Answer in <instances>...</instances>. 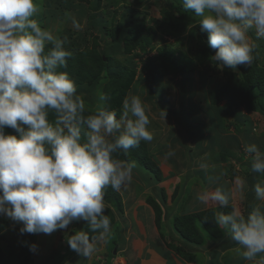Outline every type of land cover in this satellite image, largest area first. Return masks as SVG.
I'll use <instances>...</instances> for the list:
<instances>
[{
    "label": "clouds",
    "instance_id": "1",
    "mask_svg": "<svg viewBox=\"0 0 264 264\" xmlns=\"http://www.w3.org/2000/svg\"><path fill=\"white\" fill-rule=\"evenodd\" d=\"M182 5L208 33L218 67L251 66L256 40L264 39V0H182ZM37 13L36 0H0V216L22 224V235H50L85 221L87 230L66 235V241L91 259L112 235L105 191H126L137 167L120 154L151 142L154 133L138 95L125 96L116 110L101 91L89 109L76 81L62 70L73 57L66 47L70 41L42 27L33 18ZM66 15L78 30L76 18ZM9 128L14 134L6 132ZM243 151L250 162L246 171L264 174V150L248 143ZM200 168L207 171L210 165L202 162ZM223 175L209 176L217 186L196 199L231 208L218 211L212 221L244 260L264 264V181L252 185L257 203L245 214L233 206V191L220 183ZM236 183L243 194L246 181L237 178ZM36 248L29 246L33 252Z\"/></svg>",
    "mask_w": 264,
    "mask_h": 264
},
{
    "label": "rangeland",
    "instance_id": "2",
    "mask_svg": "<svg viewBox=\"0 0 264 264\" xmlns=\"http://www.w3.org/2000/svg\"><path fill=\"white\" fill-rule=\"evenodd\" d=\"M56 1L36 0L38 13L33 18L38 20L42 27L50 29L55 34L61 37L67 36L70 43L66 46L70 45L78 50L83 48L84 40L87 41L85 44L90 47L93 43H96L99 45L98 48L101 49L104 45L102 26L104 25L107 29L114 27V25L123 22L126 13H128L126 15L128 18L133 19V22H130L129 25L134 32L140 27V24L143 25V38L152 30L150 45L145 48L146 50L142 54L143 57H134L132 53L118 56L121 60L123 59L121 64L127 68V72L118 81L116 90L119 92L118 95L120 94L118 96L120 98V108L123 99L129 94L140 96L147 106L151 120L149 128L154 133V139L150 143H143H146L145 148L148 155L157 156L167 166L169 172L162 174L163 178L169 175L173 179L180 175V171H187V165L189 164L188 147H191L198 154L206 156V159L210 158L209 163L217 159L218 165L224 169L226 178L230 176L233 180H237V178L245 180L244 170L247 165H250V162L247 154L243 151L244 145L254 143L261 150H264L263 112L248 109L244 105H231L228 99L221 95H218L215 104L211 103L209 91L224 83L223 77L227 72L239 75L240 71L237 69H221L211 59L214 54L201 62L196 58L190 36L194 24H198V17L191 12L184 11L183 8H181V12L176 11L175 4H177V1L173 0H141V2L136 0H101L100 6L95 10L89 9V0H62L61 3ZM127 7L132 10L127 12ZM91 12H94V17L90 19L89 14ZM68 13L75 17L80 24L78 30L72 27L71 20L66 15ZM165 13L171 14V23H174V19L178 20L181 17L179 22L180 31L177 32V29L174 28V34L160 33L157 27ZM201 31L198 30L199 35H201ZM100 33L101 37L99 36ZM193 33L198 35L197 32ZM251 35L253 37L255 33L253 32ZM256 41L258 47L254 61L264 67V39ZM79 43L82 44L79 45ZM169 47L178 52L177 55L180 57L178 60L183 64L190 65L188 58H181L184 57L183 55L194 59L195 68L192 70V75L190 72L188 73V76L191 75V77L183 78L174 72L175 62H171L174 57L168 51ZM138 49H135L136 52H141ZM130 61L132 65L129 64ZM144 64L155 66L156 73L161 78L157 80L160 82L158 85L162 87L160 94H158L159 87H153L152 81L154 79L152 75H146L145 71L147 70L144 68ZM164 113H166L165 118ZM8 133L14 134V130L8 131ZM191 139H193L192 145L189 143ZM157 145H161V148H158ZM162 145L166 147L164 148ZM169 153L173 154L170 155ZM191 157L194 159V163L198 160V157ZM139 168L143 169L141 173H144L143 166L141 165ZM179 168L182 170H179ZM137 172L133 170L131 185L126 191H122L127 202L129 195L138 188V182H142L140 185L144 188L140 192H135V198L127 208L125 207V212L128 211V214L132 212V208L141 210V204L146 205V212L154 210L147 200L146 193L150 189L146 186V181L141 179V173ZM198 174L203 176L201 172L196 173V175ZM196 175L195 177H197ZM199 178L201 176L197 177V181H199ZM171 181L175 182L174 179ZM261 181H264L263 176ZM247 189L248 185L245 191ZM143 192L144 194H142ZM149 197L153 199L152 196ZM255 203L257 201L253 197L251 205ZM245 206L244 203L243 207ZM240 207H242L241 204L238 205V208ZM113 211L116 217L118 211ZM154 213L156 217V212ZM158 215L160 222L162 210ZM120 221H123V216H120ZM135 221L125 226V232L136 233L141 228L137 220ZM73 223L71 224L72 227L78 222ZM113 226L114 222H112ZM68 228L70 229V227ZM83 230H85V225ZM64 231L62 230L59 235L60 238H63L62 241L65 239L64 235H66ZM40 245H43L47 250L50 242L42 239ZM30 253L31 251L28 254ZM30 257L31 255H29Z\"/></svg>",
    "mask_w": 264,
    "mask_h": 264
},
{
    "label": "trees",
    "instance_id": "3",
    "mask_svg": "<svg viewBox=\"0 0 264 264\" xmlns=\"http://www.w3.org/2000/svg\"><path fill=\"white\" fill-rule=\"evenodd\" d=\"M136 1L141 2V0ZM173 1H177V4H175L176 11L181 12V8H183L182 0ZM56 2L61 3L62 0H57ZM100 2L101 0H89V9H97L98 6H100ZM126 9L127 12L132 10L129 7H127ZM127 14L128 13L124 15L123 22L114 25V27L110 29L105 28L104 25L102 26L104 30L102 31L104 36V38H102V40L104 41V45H102L101 49L98 48L99 45L96 43H93L90 47L88 44H85L87 42L86 40H84V46L80 50H78L77 48L75 49L70 45L66 46L73 51V57L69 59L67 67L62 70L67 71L76 81L78 92H81L85 95L89 109L94 108L98 100V92L101 91L109 95L110 100L108 103L111 108L116 110L120 109V98L118 97L120 96V94L118 95L119 92H117L116 89L118 81L120 80V78L124 77L125 73L127 72V68L125 66H122L121 62L123 59L121 60L120 58H118V56L128 55L132 53V56L134 57H143L142 54L145 52V48L150 45L152 30H150V32H148V34H146V36H144L143 38V25L140 24V27L137 28V30L134 32V30L131 29L129 25L130 22H133V19L128 18V16H126ZM170 15L171 14L168 15L165 13L163 19L160 20L159 26L157 27L162 34H166V32L174 34V28L177 29V32L180 31L181 26L179 22L181 20V17L178 18V20L174 19V23H171L170 18L172 16ZM93 17L94 12H91V14H89V18L91 19ZM99 20L100 22H102L101 19ZM198 30L201 31L200 25L194 24L190 39L195 49L193 53L201 62L202 60L208 59L211 54H215L216 50L211 49L207 46L208 33L206 31H201V35H199ZM193 32H197L198 35H195V33ZM99 36H102L101 33L99 34ZM253 39H256L254 35ZM81 44L82 43H79V45ZM136 48H139L138 50H141V52L137 53L135 50ZM169 48L170 49L168 51L175 58H173V61H171L175 62L173 69L174 72L183 78L191 77L192 70H194L195 68V64H193L195 62L194 59L190 58L189 56L185 57V55H183L184 57L181 58H188L190 60V65L183 64V62L178 60V58H180L179 55H177L178 52H176V50L172 47ZM131 63L132 62L130 61L129 64ZM154 67L155 66L152 67L144 64V68L147 71H143H145L146 75H152L154 79L152 81L153 87H159L158 94H160L162 91V87L161 85H158L160 82L157 80L161 78H159V75L158 73H156V69ZM237 70L240 71L239 75H237L236 73L227 72L223 77L224 83L222 85L214 88L213 90L209 89L211 103L215 104L218 99V95H221L223 97H226L231 105H244L247 106L248 109H255L257 111L263 112L264 116V67L258 65V63L254 61L249 67L245 65H239L237 67ZM189 72L191 73V75L188 76ZM179 85L182 86L180 83ZM9 130L10 129H6V132H8ZM192 140L193 139H191V141ZM145 147L146 143L144 144L143 142H141L139 147L131 149L127 155L120 154L119 158L135 161L139 166L142 165L144 168V173H141L143 169L141 171H138L141 173L143 180L147 182H154L156 180L160 181L162 179L161 168L159 167L153 155H148ZM188 152L189 164L198 166L196 169L202 174H205V170L200 168V163L207 162L208 164H210V168L206 171L207 173L209 172L207 178H209V176H211L212 172L214 171L220 169L219 171L221 172L224 170L223 167H220V165H218L217 159L212 161V163H209L210 158L206 159V156L198 154L193 148L188 147ZM191 156L198 157V160L194 163V159ZM249 168L250 165H247L246 169ZM246 169L244 170L245 174L243 175L248 185V189L245 194V212L247 213L251 210V199L255 195V193L252 191V185L257 181H261V178L262 176L264 177V174L251 173L250 171H246ZM164 197L165 195H163V199ZM152 198L153 199L148 196L147 200L149 203H151L154 211L156 212L155 222L157 226H159L160 222L158 214L161 213V208L159 202L154 197ZM104 199L107 204L106 215H108L111 218L112 222L115 223V215L113 209L117 210L120 214L123 213L124 205L121 193L109 187L105 191ZM110 205H112L114 208ZM229 209L231 208H213L205 211H200L198 213H193L192 215L177 217L174 225L176 229L181 233L180 235L183 238L197 239L200 242V240L202 239L201 237L204 233L214 239L221 238L222 236H225V232L222 229L217 228L212 220L218 211L226 213ZM205 218H207V220ZM200 227H202L203 231L200 230ZM85 230H87V224L85 226ZM0 236L4 237L3 234H1ZM174 249L176 248L174 247ZM29 252V246L21 247L18 254V259L15 260V264H30V254H28ZM3 260L4 258L2 257L0 259V264H2ZM54 263H57V261H54ZM6 264H8V260Z\"/></svg>",
    "mask_w": 264,
    "mask_h": 264
},
{
    "label": "crops",
    "instance_id": "4",
    "mask_svg": "<svg viewBox=\"0 0 264 264\" xmlns=\"http://www.w3.org/2000/svg\"><path fill=\"white\" fill-rule=\"evenodd\" d=\"M157 147L161 148V145H157ZM162 147L165 148L166 146L162 145ZM154 158L161 168L162 174H167L169 172L167 166L157 156ZM138 166L137 164L134 169L135 172L142 170L141 168L138 169L140 167ZM197 167L189 164L185 172L179 168L182 171L178 177L173 178L175 182L171 181L173 179L169 175L162 177L160 181H146V186L150 189L146 193L147 196L154 197L162 210L159 226L155 222V211L146 212V205L143 206L144 204H141V210L132 208V212L129 214L128 211L125 212V209L135 198V192L144 190L143 186L140 185L142 182L137 183L138 188L135 192L131 191L134 193L129 195L127 202L124 193L120 191L124 205L123 213H116L110 239L107 243L98 245V251L91 259H85L72 251L66 241V235H72L75 231L84 229L85 221H79L74 227L70 224V229L64 231L66 235L62 241L63 238L59 236L62 230H57L50 235L44 233H25L22 235L19 232L22 224L0 216V235H4V237L0 236V259L4 258L2 264H6L7 260L8 264H15L20 248L31 244L37 245V248L36 251L30 253V264H249L250 262L253 264L252 261H246L240 256L236 250V243L230 240L226 233L225 236L216 239L204 233L199 242L197 239L181 237V233L176 229L174 222L177 217L192 215L213 208L218 209L212 202L204 205L196 199L198 193L212 191L217 186L207 178L209 172H205L203 176L198 174L201 178H199L200 182L197 181L195 175L200 172L196 169ZM219 170L212 172V175L224 173L220 183L233 191V206L246 214L245 207H243L246 191L242 194L236 183L237 180H233L230 176L226 178L224 170L222 169L221 172ZM163 195H165L164 199ZM125 197L127 198L126 195ZM239 204L242 207L238 208ZM231 210L229 209L227 212ZM120 216H123V221H120ZM135 220L140 224L139 230L141 231L138 230L136 233L125 232V226H128L130 222H136ZM142 223L144 224L142 225ZM200 230L203 231L202 227ZM42 239L50 242L47 250L43 245H40Z\"/></svg>",
    "mask_w": 264,
    "mask_h": 264
},
{
    "label": "water",
    "instance_id": "5",
    "mask_svg": "<svg viewBox=\"0 0 264 264\" xmlns=\"http://www.w3.org/2000/svg\"><path fill=\"white\" fill-rule=\"evenodd\" d=\"M190 144L192 145L193 144V141H191Z\"/></svg>",
    "mask_w": 264,
    "mask_h": 264
}]
</instances>
